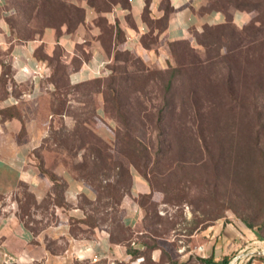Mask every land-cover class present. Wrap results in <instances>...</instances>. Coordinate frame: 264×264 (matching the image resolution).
<instances>
[{"label":"rangeland","instance_id":"obj_1","mask_svg":"<svg viewBox=\"0 0 264 264\" xmlns=\"http://www.w3.org/2000/svg\"><path fill=\"white\" fill-rule=\"evenodd\" d=\"M248 1L245 24L206 26L169 43L161 68L115 48L110 75L71 84L61 49L47 55L39 48L37 55L56 69L55 90L46 135L31 159L54 181V196L37 202L21 184L6 203L0 195V205L38 222L59 202L62 184L53 168L62 164L96 190L91 208L111 238L126 241L132 233L120 222L118 203L130 187L131 169L149 185L136 198L145 232L134 264H182L172 256L198 253L196 234L219 221L249 224L255 232L249 253L232 255L226 264H264V0ZM10 2L8 24L23 39L47 28L59 33L63 24L73 29L81 15L71 0ZM156 247L162 253L154 262L149 253Z\"/></svg>","mask_w":264,"mask_h":264},{"label":"crops","instance_id":"obj_2","mask_svg":"<svg viewBox=\"0 0 264 264\" xmlns=\"http://www.w3.org/2000/svg\"><path fill=\"white\" fill-rule=\"evenodd\" d=\"M10 1L0 0V195L5 203L21 184L37 202L47 193L54 196V181L31 159L46 135L50 95L55 90L53 68L37 55L39 48L47 55L60 48L67 80L80 84L104 77L110 49L128 51L147 66L161 68L170 55L169 43L188 39L193 31L225 23L227 18L237 26L250 18L245 9L214 7L215 0H71L82 14L73 29L63 24L59 33L47 28L38 37L23 39L8 24L13 12ZM35 69L40 75L25 77ZM95 101L101 116L99 93ZM53 173L62 184L59 202L51 204L47 216L37 217L38 222L26 220L8 204L0 205V264H134L144 247L139 236L145 232L136 198L149 192L147 182L130 169L131 185L118 203V217L132 237L117 241L91 208L96 190L62 164L55 165ZM252 234L237 222L219 221L196 234L201 238L198 253L171 256L183 260L182 264H204L197 257L211 258V264H226L223 258H228L230 263L232 255L249 253ZM159 246L172 254L162 243ZM160 247L149 253L154 262L161 257ZM4 255L14 261L4 263Z\"/></svg>","mask_w":264,"mask_h":264},{"label":"trees","instance_id":"obj_3","mask_svg":"<svg viewBox=\"0 0 264 264\" xmlns=\"http://www.w3.org/2000/svg\"><path fill=\"white\" fill-rule=\"evenodd\" d=\"M250 5H251V2L248 1V0H215L214 7L220 8V9H222L224 11H226L229 6H233V7L237 8V9H241V10L242 9H245L246 10ZM168 11H169V8H167V14H168ZM81 19H82V14L80 15L79 20H81ZM230 23H231V19L230 18H227V20L225 21V23L219 24V26H222V25H225V24H230ZM126 53L128 54L127 51H126ZM136 59L139 60V57H136ZM110 64H111V61H109L108 65H107V68L109 70V74L108 75H110V73L112 72V68H111V65ZM55 71H56V69H55ZM55 71L53 69V74H54ZM107 88L109 90L113 91V88H111V86L108 85ZM130 185H131V183H130ZM246 228L249 229L250 231H252L250 229V225L249 224L246 225ZM252 233L255 234L254 231H252ZM197 260L199 262L204 263V264H211L212 263V259L211 258H209V259H203V258L197 257ZM228 261H229L228 258H223V262L224 263H227Z\"/></svg>","mask_w":264,"mask_h":264},{"label":"built area","instance_id":"obj_4","mask_svg":"<svg viewBox=\"0 0 264 264\" xmlns=\"http://www.w3.org/2000/svg\"><path fill=\"white\" fill-rule=\"evenodd\" d=\"M108 62H106V63H104L102 66H103V68L105 67V65L107 64ZM109 73V70L108 69H105L104 68V71H102V73H101V75H103V76H105V75H107ZM31 75H40V72H39V69H35V70H32V71H27L26 73H25V77L26 78H28V77H30ZM100 75V74H99ZM13 102L15 103V102H17L16 100H13ZM18 259H19V257H18ZM17 259V260H18ZM4 263H9V262H12V261H14V258L13 257H9V256H7V255H4Z\"/></svg>","mask_w":264,"mask_h":264},{"label":"water","instance_id":"obj_5","mask_svg":"<svg viewBox=\"0 0 264 264\" xmlns=\"http://www.w3.org/2000/svg\"><path fill=\"white\" fill-rule=\"evenodd\" d=\"M260 252L264 253V250H262V251H260Z\"/></svg>","mask_w":264,"mask_h":264},{"label":"bare ground","instance_id":"obj_6","mask_svg":"<svg viewBox=\"0 0 264 264\" xmlns=\"http://www.w3.org/2000/svg\"><path fill=\"white\" fill-rule=\"evenodd\" d=\"M260 241V240H259ZM254 247V246H253ZM259 247V246H258ZM260 249V248H259Z\"/></svg>","mask_w":264,"mask_h":264}]
</instances>
